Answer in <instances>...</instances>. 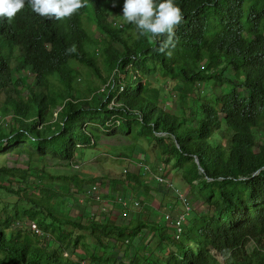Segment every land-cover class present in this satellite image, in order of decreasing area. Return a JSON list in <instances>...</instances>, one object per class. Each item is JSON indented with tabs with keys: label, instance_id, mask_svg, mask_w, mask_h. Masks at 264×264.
<instances>
[{
	"label": "trees",
	"instance_id": "16d2710c",
	"mask_svg": "<svg viewBox=\"0 0 264 264\" xmlns=\"http://www.w3.org/2000/svg\"><path fill=\"white\" fill-rule=\"evenodd\" d=\"M175 3L183 22L170 54L136 27L134 37L113 26L123 0H87L59 20L25 0L11 22L0 18V192L12 198H0V264H264V0ZM79 66L101 84L81 87ZM156 73L176 83L172 104L181 102L182 114L163 106L170 85L153 84ZM119 136L154 154L155 168L145 166L152 181L110 168L117 175L99 184L115 192L104 195L99 179L77 171L106 152L102 137ZM54 163L77 173L52 172ZM171 166L191 205L178 240L165 218L184 207L175 196L167 202L183 193L166 176ZM154 193L163 195L158 206L149 204ZM127 194L141 202L128 207ZM129 209L157 218L124 222Z\"/></svg>",
	"mask_w": 264,
	"mask_h": 264
},
{
	"label": "rangeland",
	"instance_id": "374dc122",
	"mask_svg": "<svg viewBox=\"0 0 264 264\" xmlns=\"http://www.w3.org/2000/svg\"><path fill=\"white\" fill-rule=\"evenodd\" d=\"M108 11L110 12V8H108ZM110 20L113 23V26L115 22H117L118 26L119 25H124V35L127 36H136V31H135V26L132 25L127 29V23L122 15V10L120 11H116L115 13H111V15L109 16ZM84 22H86V25L88 27V29L93 33L94 37H101V33L99 31L96 30L95 27V23L93 22V19L89 18L88 15L84 16ZM218 65V61L214 62L211 66V68H215ZM79 70L82 74V80H81V87H84L86 82L89 81H93L96 84H101V80H99L97 77H95L93 75V73H91V71L87 70L85 67L83 66H79ZM104 75H105V71ZM150 80L153 84H156L157 82L163 84V85H170V87L165 89L164 95L166 97L165 99V103L163 104V106L167 109V111L171 112V113H175L176 115H180L182 114V109H181V102H179L177 105H173L172 104V100L173 98H175V90L173 88V86H175L176 83H172L168 77H162L160 76L158 73L152 75L150 77ZM167 82V83H165ZM231 89L228 88L227 92H229ZM11 94V93H9ZM163 95V96H164ZM169 103H166V102ZM0 105H1V99H0ZM113 105V103H112ZM187 111L184 112V115ZM146 133H149V131H146ZM99 146L103 147L106 150V152H97L96 155L94 157H89V159H86L84 162V165L81 167V169H79L77 172L73 171V169L71 167L68 166H63V165H57L56 163H54V165H52L50 171L58 173V172H67V173H77L78 175H80V177L85 178V180H89V179H99V181H97L98 185L100 186V179H104V176L107 174H109V178H113L114 176L117 175L118 171H121L124 167H129V170L135 171V172H141L143 173V175H145L146 172V168L145 166H151L153 167L156 164V159L154 158V154H152L151 152H149V150L147 151L146 147H143V145L141 147H143V149H139L138 146H134L132 144L131 141L128 140V138H125L123 136H119V137H102L100 142H99ZM258 143L260 145L264 146V134L258 135ZM134 146V148H132ZM102 154V155H101ZM97 155H101L102 158H107L108 160H99L97 159ZM107 155H111L110 157ZM116 155H120L122 158L119 159L120 157H113ZM114 161V163L112 162ZM101 162L103 164H101ZM116 162V163H115ZM196 162V161H195ZM110 168H114L116 171L113 170H108ZM155 168V167H154ZM152 171L154 169H151ZM146 176V175H145ZM166 176L167 178L172 181V183L174 184V186H176L179 190H181L183 193V195L185 196L186 192L188 193V187L187 185L184 183V181L181 179V175L176 172V169H173V167H167L166 169ZM153 176L152 175H148L146 176V180L147 182H151V178ZM87 187V189L90 188V185H85V187ZM84 187V188H85ZM104 191V195H107V193H113L115 191H113L111 188L106 187V188H102L100 186V192ZM106 191V192H105ZM155 198L151 200H149V204L152 205H156L158 206L159 203L162 202V196L159 193H154ZM110 196V195H109ZM176 197V192L174 193V195L172 196L171 194H168V199L167 202H174ZM140 197V196H137ZM0 198L4 201H9L10 198L9 196H6L5 194L0 192ZM124 200L128 202V207L134 205L133 201L136 202H141V199H134V196L131 194H127L124 196ZM167 198V196L165 197ZM84 200V197H81V201ZM113 200V198L111 199ZM178 200V199H177ZM78 204H82V203H78ZM77 204V205H78ZM108 202H105V205H107ZM91 207H94L92 209L93 214L95 215V219L96 220H103L104 216H96L98 213V206H100L99 204L95 205L94 201L91 203ZM109 206V204H108ZM140 207H142V205H140ZM138 209V208H136ZM152 208H150V212ZM80 208L75 206V210L72 211L73 215H79ZM139 211V210H138ZM137 210H130L127 214V216H124L123 221L124 222H128L129 220L133 219V224H137V220L139 219H154L157 218V214L154 213L152 215H148L146 212H144V210H142L141 213H139ZM179 211V208H178ZM109 213V212H108ZM134 247H140L141 245H139V243L137 241L134 242ZM254 247V245H250L247 249H246V253L249 252L252 248ZM134 251H136L134 248H132V253H134ZM77 254L79 255H83V251L82 250H78ZM135 255V254H134ZM128 262V261H125Z\"/></svg>",
	"mask_w": 264,
	"mask_h": 264
},
{
	"label": "clouds",
	"instance_id": "9594fccd",
	"mask_svg": "<svg viewBox=\"0 0 264 264\" xmlns=\"http://www.w3.org/2000/svg\"><path fill=\"white\" fill-rule=\"evenodd\" d=\"M31 10L49 19H63L75 14L87 5V0H28ZM118 0H111L116 7ZM25 7V0H0V18L11 22ZM122 15L126 22L138 30L139 36H147L158 42L157 51L166 53L175 47L176 28L183 22V12L175 0H123ZM76 46L67 48L66 53H75Z\"/></svg>",
	"mask_w": 264,
	"mask_h": 264
},
{
	"label": "built area",
	"instance_id": "2783aa9c",
	"mask_svg": "<svg viewBox=\"0 0 264 264\" xmlns=\"http://www.w3.org/2000/svg\"><path fill=\"white\" fill-rule=\"evenodd\" d=\"M157 179H159L161 182L164 181L162 178L158 177ZM89 192H96L97 191V188L96 186H92L90 189H88ZM176 192V197L177 199L182 202V204L184 205L183 209L176 212L175 216L174 214L172 215V213L169 211L171 210L172 208L169 207L165 213V218L170 221V220H174L173 224H174V228H175V232H176V235H175V238L178 240L180 239V235L182 233V228H183V222L185 220V217L187 215V212L189 211L191 205L188 201V199L186 200V198L184 197V195L182 193H179L177 190L175 191ZM31 231L33 232H36V233H39L40 230H38V227L36 225H31Z\"/></svg>",
	"mask_w": 264,
	"mask_h": 264
},
{
	"label": "water",
	"instance_id": "95a60500",
	"mask_svg": "<svg viewBox=\"0 0 264 264\" xmlns=\"http://www.w3.org/2000/svg\"><path fill=\"white\" fill-rule=\"evenodd\" d=\"M197 165H198V163L197 162H195ZM198 168H199V165H198ZM200 169V168H199Z\"/></svg>",
	"mask_w": 264,
	"mask_h": 264
}]
</instances>
